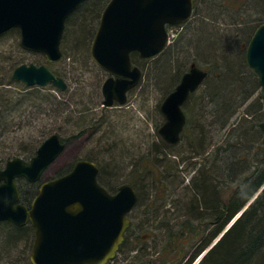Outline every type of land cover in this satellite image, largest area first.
I'll use <instances>...</instances> for the list:
<instances>
[{
    "label": "rangeland",
    "instance_id": "374dc122",
    "mask_svg": "<svg viewBox=\"0 0 264 264\" xmlns=\"http://www.w3.org/2000/svg\"><path fill=\"white\" fill-rule=\"evenodd\" d=\"M108 2L104 0L102 5L105 7ZM76 11L67 20L62 39L61 49L65 56L51 67L66 80L68 89L60 91L51 85L31 88L17 81L0 87L4 99V104L0 105V168L15 157L30 159L26 158L29 150L41 145L52 134H59L66 145L65 150L47 169L40 183H20L23 194H29L25 202L33 201L43 182L66 174L79 160L91 158L105 173L102 174L104 184L114 192L122 184H132L139 193V203L129 215L131 226L125 245L121 247L123 256L128 257L130 253L132 256L126 258L124 264H145L161 258L187 263L197 248L191 237L178 238L179 244L173 246H184L183 253L172 256L166 249L163 251L167 255L161 256L160 250L169 234L177 232L183 220L188 218L183 204L193 196L192 183L200 167L199 159L195 157L188 136L170 149L160 143L159 139L165 142L159 134L165 122L160 107L191 67L198 66L213 77L228 70L225 60H233L238 55L246 65L249 41L255 29L264 23V0H199L186 24L169 29L170 44L164 54L144 60L139 66L143 80L128 94L127 103L123 106L116 103L113 107L103 106L102 85L108 75L90 56L95 34H91L83 46L73 36L76 20L82 14V11ZM94 24L95 20L92 26ZM18 44L20 33H9L0 38V76L5 70L12 75L19 64H46L39 54L19 51ZM182 65L179 72L178 66ZM248 70L253 84L246 87L247 91H256L245 105H238L232 125L250 118L247 114L254 111L255 108L250 106L256 99L259 98L257 109L263 103L258 78ZM202 90L201 87L197 93ZM14 99L18 104L10 108V101ZM194 105L191 101L184 106L187 121L188 118L195 119L193 126L196 128H199L198 120L210 125V135L218 140L220 134H216L211 126L212 116L203 114L210 106L205 108L206 111L200 108L195 116ZM231 128L224 133L229 134ZM221 145L223 141L215 143V146ZM167 155H175L171 157L176 158L172 166ZM229 228L230 225L210 243L206 252ZM8 229H11L9 224L0 222V264H31V235L27 232L11 235ZM136 251L152 256L145 258L141 253L137 257ZM203 257L202 254L196 256L191 264H199Z\"/></svg>",
    "mask_w": 264,
    "mask_h": 264
},
{
    "label": "water",
    "instance_id": "95a60500",
    "mask_svg": "<svg viewBox=\"0 0 264 264\" xmlns=\"http://www.w3.org/2000/svg\"><path fill=\"white\" fill-rule=\"evenodd\" d=\"M83 1L0 0V36L18 30L23 50L57 63L64 57L66 21ZM193 6V0L109 1L90 47L92 60L108 75L102 85L103 106L127 103L128 93L143 79L131 54L137 52L146 60L158 57L168 46V26L186 23ZM246 61L258 76L264 98V24L248 45ZM208 76L207 71L192 67L162 102L165 122L159 134L167 144L180 143L187 125L183 107ZM12 79L27 87L68 89L66 80L46 64H20ZM260 127L264 132V123ZM65 147L55 133L29 162L16 157L6 163L0 171V222L17 226L31 222L35 230L31 264H107L117 255L130 227L128 216L139 200L134 187L123 184L110 193L98 181L99 166L79 160L69 173L44 182L30 209L20 203L17 180L39 182Z\"/></svg>",
    "mask_w": 264,
    "mask_h": 264
},
{
    "label": "trees",
    "instance_id": "16d2710c",
    "mask_svg": "<svg viewBox=\"0 0 264 264\" xmlns=\"http://www.w3.org/2000/svg\"><path fill=\"white\" fill-rule=\"evenodd\" d=\"M103 2L104 0H90L86 3L83 2L77 8V11H82V14L76 20L77 24L73 29V36L77 37L76 42L79 40L80 45H85L87 38L91 34H95L105 8L102 5ZM70 18L71 16L68 19ZM93 20H95V24L92 26ZM9 33L19 34V31L12 30L1 35L0 38ZM16 47L19 51L25 52L20 44ZM232 59L225 60L228 70H222L220 75L210 77L209 73L202 86L204 90L199 93L197 91L187 101L188 103L192 101L195 104V116H197V112H200V108L206 111L205 108L210 106L209 111L203 114L212 116L211 126L215 133L220 135L219 139L215 140L210 135V125L208 126L205 122L198 120L199 128H196L193 126L195 119L191 118H188L187 126L182 135V139L189 137L190 145L194 149L195 157L199 159L200 167L192 183L193 190L191 192L193 196L183 204V210H186L184 213L188 215V218L183 220L180 227L177 228V232L169 234L163 247L169 248L179 244L178 238L191 237L197 248L191 255V257L193 256L192 260L184 264H191L195 257L200 256L233 221L230 228L207 252L199 264H264V188L259 193L264 186V137L260 129V124L264 122V99L260 96L263 103L259 109L256 108L259 98L251 104L250 107L255 109L251 114L248 112L247 115L250 118H244L237 124H231L239 106L245 105L256 91H247L246 87L253 84V81L249 75V68L243 63L241 55ZM143 61L138 54L132 55V62L135 65L141 66ZM45 63L47 62L45 61ZM39 64L43 63L39 62ZM52 65L48 64L50 68ZM14 83L16 81L12 80V75L5 70L0 76V87ZM3 104L4 99L0 95V105ZM17 104L16 99L11 100L10 108H15ZM228 128H231L229 134L224 133L227 132ZM225 136L227 137L224 138ZM159 140L168 149L175 146ZM218 141H223V145L215 146ZM39 146L29 150V156L26 158L35 156ZM163 156L165 157V155ZM167 156L172 166L176 162L174 160L176 158L171 157L175 155ZM87 160L93 161L91 158H87ZM102 174L105 173L100 169L98 181L110 192H114L104 184ZM160 174L164 175V171L160 170ZM257 194L256 199L236 219ZM9 227L11 228L8 229L11 235H24L27 232V228L24 227H15L11 224ZM125 242L126 239L121 247L125 245ZM164 251H160L161 256L167 255L164 254ZM178 251L180 252V250ZM168 262L167 258H161L158 261L159 264H167ZM180 262L181 260L177 259L175 262H169V264H179Z\"/></svg>",
    "mask_w": 264,
    "mask_h": 264
},
{
    "label": "flooded vegetation",
    "instance_id": "af4514ba",
    "mask_svg": "<svg viewBox=\"0 0 264 264\" xmlns=\"http://www.w3.org/2000/svg\"><path fill=\"white\" fill-rule=\"evenodd\" d=\"M198 1L199 0H193V3H194V9H196V5H197V3H198ZM171 28H173V27H169V29H171ZM258 28V27H257ZM256 28V29H257ZM255 29V30H256ZM255 32V31H254ZM254 34V33H253ZM31 159H26V161L27 162H29ZM0 170H2L1 168H0ZM21 182H25L26 184H31V185H38L39 183H31V182H28L25 178H20V179H18L17 180V183H18V185H19V189H20V193H21V197H20V203H22L24 206H26L28 209H30L31 208V206H32V201L30 202H25V197L26 196H28L29 194L28 193H24L23 194V191H22V189H21V187H20V183ZM0 183H1V181H0ZM37 193H38V191H37ZM37 195V194H36ZM34 199V198H33ZM5 223H9V224H11V225H13V226H15V227H24V228H27V233H29L30 235H31V238H32V245H31V250H32V247H33V244H34V233H35V230H34V227L32 226V224H31V222L30 221H28L24 226H17V225H14L13 223H11V222H5ZM154 248H156V247H154ZM140 249V248H139ZM170 250V249H173V250H180V252L179 253H183V252H181V251H183L184 250V247H180V246H176V247H169V248H165V247H162L161 248V250L160 251H163V250ZM138 250V249H137ZM142 250H145L144 248L142 249ZM31 252V251H30ZM140 252V251H139ZM151 253H152V251H150ZM123 253H124V251L122 250V249H120V252H118V254L115 256V258L113 259V260H111V261H109L107 264H124V260L126 259V258H131L132 256H131V253H130V256H123ZM136 253H138V251H136ZM141 253H143V257H148V256H152V255H150L149 253H144V251H141L140 253H138V255H137V257H139V254H141ZM161 257V256H160ZM159 257H157V259H158ZM192 258H193V256L192 257H190L189 259H188V262L187 263H189L191 260H192ZM145 264H159L158 263V261H151V260H149V261H147V263H145Z\"/></svg>",
    "mask_w": 264,
    "mask_h": 264
},
{
    "label": "bare ground",
    "instance_id": "6f19581e",
    "mask_svg": "<svg viewBox=\"0 0 264 264\" xmlns=\"http://www.w3.org/2000/svg\"><path fill=\"white\" fill-rule=\"evenodd\" d=\"M178 67H179V68H178ZM178 67H177V68H178V70H179V69H181V68L183 67V65H182V66H178ZM186 72H187V71H186ZM186 72H185V73H186ZM207 72L210 73L209 71H207ZM185 73H184V74H185ZM184 74H183V75H184ZM183 75H182V76H183ZM246 207H247V206H246ZM246 207H245V208H246ZM245 208H244V209H245ZM231 224H232V223H230V225H231ZM177 252H179V251H178V250H173V249H171V251L168 250L169 255H172V256H173L175 253H177ZM178 254H179V253H178Z\"/></svg>",
    "mask_w": 264,
    "mask_h": 264
}]
</instances>
